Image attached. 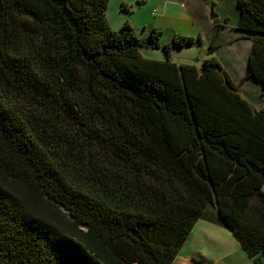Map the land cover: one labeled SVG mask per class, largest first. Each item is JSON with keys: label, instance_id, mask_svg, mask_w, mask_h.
Returning <instances> with one entry per match:
<instances>
[{"label": "trees", "instance_id": "1", "mask_svg": "<svg viewBox=\"0 0 264 264\" xmlns=\"http://www.w3.org/2000/svg\"><path fill=\"white\" fill-rule=\"evenodd\" d=\"M109 1L0 0V264H172L209 209L264 264V106L240 92L264 88V0L238 2L239 84Z\"/></svg>", "mask_w": 264, "mask_h": 264}, {"label": "crops", "instance_id": "2", "mask_svg": "<svg viewBox=\"0 0 264 264\" xmlns=\"http://www.w3.org/2000/svg\"><path fill=\"white\" fill-rule=\"evenodd\" d=\"M238 2L239 0H158L157 9L153 11L151 20L146 22L148 25L144 27V30H147L149 37L152 29H158L162 31L163 35L167 34L170 37V40L174 35L192 37L198 35V38H201L204 37L203 29L206 27L219 28V31L216 32L215 38L212 42L215 44L217 41L221 40V43H226V45L235 47L233 50V55L235 56L234 63L233 68L231 69L233 74L228 72L225 60L217 57L216 58L218 60L220 59V63L229 73L232 80L236 84H239L247 73L248 58L252 47V40L243 39L242 37L244 33L236 29L240 19ZM123 3V5L128 8L127 2L125 1ZM116 23L117 24H114V28L117 29L123 24L120 18L117 19ZM210 37L211 36L208 38L210 39ZM221 45L220 48L222 47ZM239 46L245 47L242 56L240 55L241 51ZM244 59L245 64H238V61ZM240 92L244 97L252 102L256 109H260L264 106V88L261 84L247 80L240 86ZM209 213L210 217L201 218L197 221L187 241L183 245L172 264H195L196 261H201L204 264H239L235 263L234 260L227 263H222L224 259H227L231 256V252H234L236 256L241 255L240 250H243V248L236 239L237 245H234V249L225 248L227 252L224 254H222L223 252L219 254L218 251H216L212 255V259L205 256L206 251L200 252L195 250L193 252L186 251L185 254L183 253V250L187 248V242H189L192 237H195L197 232V237H206V241L210 244L212 249L219 250L220 248L222 249L227 246V243H230L229 240L227 241V239L230 238L229 235H227L228 233H224V231L220 230H227V232L231 231L219 222L215 210L209 209ZM218 233H222V236L227 238L226 242H224L222 239V241H220L219 237H216ZM243 252L245 253L244 250ZM243 258L244 256L242 254V259ZM249 259L252 260L251 258Z\"/></svg>", "mask_w": 264, "mask_h": 264}, {"label": "rangeland", "instance_id": "3", "mask_svg": "<svg viewBox=\"0 0 264 264\" xmlns=\"http://www.w3.org/2000/svg\"><path fill=\"white\" fill-rule=\"evenodd\" d=\"M127 2V11L124 10L123 8V2ZM110 0L109 5L107 8V19L108 22H110V26L113 29H120L125 25V22L128 21V23L135 29L136 33L140 37L141 40L143 41H148L149 37L147 34V30H144V27L148 25V23L151 20V17L153 15V11L157 9V3L158 0ZM215 14V13H214ZM122 20L123 24L121 25L120 28H114V24H117V19ZM219 31V28L217 27H206L203 29V36L200 39H198V35L195 36L197 39L196 43L183 47V48H173L172 50V61L177 63V64H193L196 65L197 67L201 68L204 62V59L206 58H212V57H217L220 59H223L226 61L227 64V70L228 72H231V69L233 68V63H234V55H233V50L235 47H232L230 45H226V43H221V40L217 41L215 45L217 46V49L214 52H210V46L212 41L215 38L216 32ZM209 36L210 39L208 38ZM169 36L167 34L162 35L161 40L162 42H167L169 41ZM222 44V45H221ZM220 45L222 46L220 48ZM240 47L241 51V56L244 53L245 47ZM141 53L145 58H150L154 60H164L165 59V53L162 49H152V48H147L143 47L141 49ZM219 59V60H220ZM244 63L245 64V59L238 61V64ZM222 229V228H221ZM224 231V233H228L229 239H227L225 236H222V233H218L216 237H219L220 241L226 242L229 240L230 243H227V246L224 244V248L218 249H212L210 247V244L206 241V237L203 236V238L197 237V234H195V237H192V239L187 242V248H185L183 253L185 254L186 251L188 252H193V251H206L205 256L208 258H213L212 255L218 251V253H226V249H234V245L236 244V240L231 234V232H227V230H220ZM205 237V238H204ZM222 239V240H221ZM226 248V249H225ZM188 249V250H187ZM241 255L234 254V252H231V256L227 259H224L222 263H227L230 261H233L235 263L239 264H245V263H254L252 260L248 258V256L243 252V250H240ZM204 254V253H203ZM242 254L244 258L242 259ZM223 256V255H222ZM196 262H201V261H196Z\"/></svg>", "mask_w": 264, "mask_h": 264}, {"label": "water", "instance_id": "4", "mask_svg": "<svg viewBox=\"0 0 264 264\" xmlns=\"http://www.w3.org/2000/svg\"><path fill=\"white\" fill-rule=\"evenodd\" d=\"M195 264H204L203 262H195Z\"/></svg>", "mask_w": 264, "mask_h": 264}]
</instances>
